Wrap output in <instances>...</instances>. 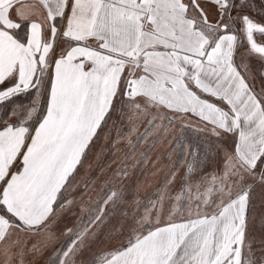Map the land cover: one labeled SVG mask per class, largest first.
<instances>
[{
	"label": "snow or ice",
	"instance_id": "1",
	"mask_svg": "<svg viewBox=\"0 0 264 264\" xmlns=\"http://www.w3.org/2000/svg\"><path fill=\"white\" fill-rule=\"evenodd\" d=\"M0 264H264V0H0Z\"/></svg>",
	"mask_w": 264,
	"mask_h": 264
}]
</instances>
